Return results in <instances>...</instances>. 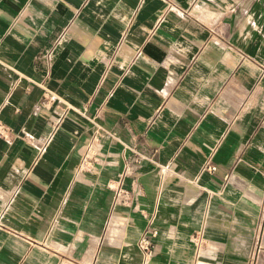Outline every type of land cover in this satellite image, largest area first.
Here are the masks:
<instances>
[{
	"label": "crops",
	"instance_id": "0c3cea01",
	"mask_svg": "<svg viewBox=\"0 0 264 264\" xmlns=\"http://www.w3.org/2000/svg\"><path fill=\"white\" fill-rule=\"evenodd\" d=\"M0 264H264V0H0Z\"/></svg>",
	"mask_w": 264,
	"mask_h": 264
},
{
	"label": "built area",
	"instance_id": "2783aa9c",
	"mask_svg": "<svg viewBox=\"0 0 264 264\" xmlns=\"http://www.w3.org/2000/svg\"><path fill=\"white\" fill-rule=\"evenodd\" d=\"M2 133V132H1ZM94 140H98V136H94ZM211 169H216L215 166L211 165L208 166ZM160 230L157 226H152L150 228H147L144 233L142 234L139 245L142 251L146 256H152L155 251V239L158 236ZM193 242L199 247V251L201 250V246L205 243V238L203 236V233L201 231H197L192 236ZM201 253V251H200Z\"/></svg>",
	"mask_w": 264,
	"mask_h": 264
}]
</instances>
